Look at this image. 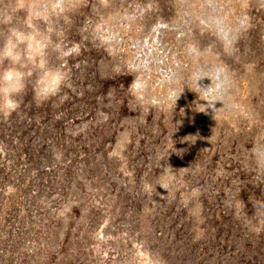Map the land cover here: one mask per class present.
<instances>
[{
	"label": "rangeland",
	"instance_id": "obj_1",
	"mask_svg": "<svg viewBox=\"0 0 264 264\" xmlns=\"http://www.w3.org/2000/svg\"><path fill=\"white\" fill-rule=\"evenodd\" d=\"M0 264H264V0H0Z\"/></svg>",
	"mask_w": 264,
	"mask_h": 264
},
{
	"label": "clouds",
	"instance_id": "obj_2",
	"mask_svg": "<svg viewBox=\"0 0 264 264\" xmlns=\"http://www.w3.org/2000/svg\"><path fill=\"white\" fill-rule=\"evenodd\" d=\"M199 81H197V83H198ZM13 104L15 105V102H13Z\"/></svg>",
	"mask_w": 264,
	"mask_h": 264
}]
</instances>
